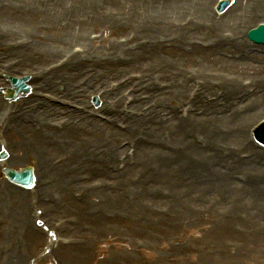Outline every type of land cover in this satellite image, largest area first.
<instances>
[{"label": "bare ground", "instance_id": "bare-ground-1", "mask_svg": "<svg viewBox=\"0 0 264 264\" xmlns=\"http://www.w3.org/2000/svg\"><path fill=\"white\" fill-rule=\"evenodd\" d=\"M119 1L0 0V47L8 40L7 44L17 48L20 64L28 68L27 73H33L29 86L34 93L38 95L41 86L46 89L45 98H28H34V108L24 105L26 100L10 107L1 104L0 128L15 124L18 129L15 145L18 144L11 151V141L0 136V149L8 153L0 167L33 166L32 193L37 192L39 202L40 195L53 194L57 189L70 194L73 191L69 190L80 189L72 180L80 183L83 176L72 175L73 172L113 169L108 164L120 152L114 142L122 136L115 130L120 124L124 129L128 127L127 132H139L145 138L136 146L137 164L148 161L147 167L161 166L158 183L170 186L167 199L157 191H144L133 207L135 210L141 209L143 201L169 202L172 218L182 223L185 219L200 223L208 215L213 216L219 205L213 188L228 179L232 170H243L250 179L249 187L231 184L234 192L251 188L254 194L264 195V151L249 140V130L264 118V49H255L246 41L251 28L264 25V0H237L233 9L221 17H214L208 8L213 0H132V8L122 6ZM109 13L115 16L106 17ZM78 24L105 26L113 33L130 25L131 30L124 44L115 43L98 52L88 49L89 41L71 29ZM73 45H80V52L75 53L74 47L71 50ZM213 54L222 58L212 57ZM57 55L67 60H61L64 63L60 66L59 60L54 70L30 62ZM237 56L239 60L235 59ZM96 58H101L103 67L90 69L89 63L96 62ZM20 64L10 63L5 69L0 67V72L11 74ZM69 65H74L70 67L71 74L66 70ZM132 69L138 76L128 78ZM83 72L87 74L83 78L85 86L78 88L80 96L70 87L69 80ZM45 73L49 76L46 79ZM96 88L102 93L101 110L108 118L106 123L77 110H83L82 95L86 92L91 95ZM51 92L79 103L61 100L62 107L57 106L54 100L58 98ZM127 92L135 98L131 111L123 109ZM167 100L176 102V106L169 107L171 103H166ZM13 108H18V112H13ZM134 111L139 116L133 115ZM62 116L66 119L59 121ZM104 140L109 142L95 152L94 147ZM244 154L248 155L246 161L237 159ZM77 157L89 163H78ZM134 167L128 162L124 172L114 176L119 190L107 191V197L98 196L96 204L108 209L110 204L115 205L114 200H121V187L128 181L126 177L135 172ZM176 170L181 175L179 181ZM184 175L189 183H183ZM5 186H0V214L13 233L9 232L4 240L14 243L15 233L39 218L34 214L36 210L30 209L33 200L29 196L1 188ZM181 198L185 200L179 201ZM85 200L94 201V192L88 193ZM189 201L198 206L187 209ZM256 203L264 209V200L258 199ZM237 204L232 203L234 207ZM43 205L49 210H60L51 201ZM201 205L207 208L206 216L198 214L205 212ZM129 206L123 208L125 215H129ZM82 218L93 230L97 224L100 233L104 231V223L97 221L99 217ZM140 223L148 224L147 219ZM70 230L81 231L79 225ZM143 230L139 228L137 232ZM3 252L0 247V257ZM48 255L51 253L45 249L43 256ZM33 256L30 253L12 262L5 255L1 264H33Z\"/></svg>", "mask_w": 264, "mask_h": 264}, {"label": "rangeland", "instance_id": "rangeland-1", "mask_svg": "<svg viewBox=\"0 0 264 264\" xmlns=\"http://www.w3.org/2000/svg\"><path fill=\"white\" fill-rule=\"evenodd\" d=\"M99 1L101 2L102 0ZM119 2L122 4V6L127 8H132V3H134L132 0H120ZM212 3L213 1H210V4ZM97 6L105 7L101 5ZM110 14L115 16L114 13H109L106 14V17H108ZM130 28L131 25L124 31L113 33L108 31L105 26L101 25H94V27H92L90 24L85 26H80L79 24L76 26H71V29L76 35L81 34L87 41H89L88 49H93L94 51L98 52L103 51L106 47L115 45V43L124 44L123 42H125L127 33L131 30ZM5 43L6 45L0 47V67L2 69L7 68L10 63H12V65H17V63L20 64L17 53L15 52V49L17 48L13 47V45L10 43L7 44L8 40H6ZM73 47L74 50H80L81 48L80 45L79 47L73 45L70 49L73 50ZM216 56L217 55L214 54L212 55V57ZM217 58L219 57L217 56ZM96 59V62L92 61L89 63L91 66L90 69L103 67V65H101V58ZM99 59L101 61H99ZM59 60L61 61L67 59L61 58V56L57 55L54 58H46V60L43 61L30 60V62H35V64L39 67L44 66L46 67V70H54L56 68L55 66L57 65L56 63ZM103 63H105V58L103 59ZM20 65L21 66H18L17 71L12 72L11 74H6L7 71L0 72V86L7 88L10 87L5 80V75H11L12 77L19 78H23L24 75H28L30 77V81L32 80L31 75L33 73H27L25 70H28V68L22 64ZM71 66L74 65H69L66 69L68 74H71L73 71L70 69ZM86 74L87 72H83V74L79 75V77H70L69 85L70 87L73 86V88L76 89L78 95H80L78 88H82V85L85 86L83 78ZM130 74L133 73L131 72ZM48 77V74L45 73L44 79ZM108 83H111L109 85L113 84L109 81ZM41 87L43 88L42 91H38V95L36 93L35 94L37 96L43 97L46 89L44 86ZM96 90L97 88L95 91ZM95 91L91 95L87 92L82 95L85 96L83 99H81L85 102L83 106L81 105L83 110L81 108L77 109L79 111H84L85 115L91 116L93 112L101 114L102 104L100 103L99 106L95 108L93 106L92 99L95 98L97 94L102 95V93ZM51 93L54 94V97L58 98L54 100L55 105L57 106L62 107L61 100L65 101L67 104L77 105L79 103L76 101V99L73 101L65 97L61 99L58 92ZM30 95H34L33 92ZM29 96L18 99L15 102H10L5 100L3 94L0 92V102L5 107H10L11 105L14 106L20 100H26ZM165 102L171 104L176 103L170 102L168 100ZM27 104L31 105L30 108L36 106L34 100L30 101L27 99L24 105ZM1 107L2 106L0 105V109ZM124 107H127V105ZM13 112H18V108H13ZM134 113L138 115L140 114L136 111ZM103 115L106 116L104 113ZM162 116L166 117V113H162ZM258 117L260 118L261 115ZM64 119L66 118H63L62 116L59 121ZM120 126L123 125L118 124L115 127V130L122 134V136L114 140L116 144L115 146H118L119 144V147H121L120 150L131 154L130 158L134 159L135 172L129 174L126 177V180L128 181L122 185L120 197L121 200H114L113 204L115 203V205L113 206L110 204L108 209H106L105 205H99L96 204L97 202L95 203L92 200L86 201L85 199L90 192H94V199H97V197L101 195L107 197V191L117 192L119 190V186L114 177L116 174H119V172L116 171L117 158L108 164L109 166H112L113 169L109 170L113 172L95 168H93L94 170L92 171L73 172L72 175L77 173L75 176L84 175V179L80 183L72 180V183L79 186H86L87 189L91 190H89L86 194H81L84 195L81 196L82 199L79 198L81 199V202L79 200L71 201L64 194L65 200L63 203L66 204L64 211L66 212L67 210L73 209L74 211L76 210L82 213H87V216H85L86 218H90L91 215L96 216L95 218L99 217L97 221L104 223V231L100 233L97 224L95 230L90 228L87 231L88 227L91 225L88 221L82 219L81 223L79 224V229L82 230L80 234L76 233L75 236L70 233L68 235L61 233L56 234L67 239L78 238L76 239L78 245L85 244V242H81L80 238L89 241V245L86 249L85 246H78V248L75 249L74 247L64 248L62 253L57 254V256L61 255L60 257H62V260L65 261L62 264H264V209L256 205V200H264V198H257V195L252 194L250 189L245 191L236 190L237 192H234L231 189V184L239 183L233 178V176L237 175L238 173L240 175H244L241 171H229L230 179H228V181L219 182L217 187L213 188V193H215L217 196L219 205L215 208L213 216L208 215V217H205L200 223H190L186 219L182 223L181 221L172 218V215L170 214L171 207L168 205L169 202H166V204H156L149 201H143L141 209L135 210L133 207L136 201L140 200L144 191H157L161 197L167 199L169 195L166 197V194L170 193V186L167 184L158 183V177L161 173V166L151 164L149 167H147L148 161H144V163L141 164L143 166L137 164L138 161L136 159V146L140 140H145L144 136L139 132H127L128 127L127 129H124L119 128ZM16 133H18V129L14 125L7 129L0 128V136L8 138L9 141H11V151L18 144L17 142L15 145L16 139H18L16 137ZM107 142L109 141L104 140L101 144L96 145L94 147L95 152L103 149L102 146L106 145ZM256 148L264 151V149L261 147L256 146ZM1 151H5L4 148L0 149V154ZM255 151L258 152V150ZM75 161L82 164L89 163V161L84 162L79 160L78 157L75 158ZM25 166L28 165L20 164L14 167L13 170L18 171ZM118 169L120 170L121 166H119ZM66 171L71 172L70 170ZM235 172L237 174L233 175ZM86 176H88L90 179L89 184L84 183V180L87 178ZM180 176L181 175L178 174V181L180 180ZM183 183H189V180L187 177H185V175L183 176ZM0 185H8L6 179L1 174V170ZM198 185L199 184H196L194 186ZM7 188L8 190L12 189V191H18L21 195L24 194L21 190L15 189L10 185H8ZM69 191H73L70 193L71 195L74 192H79V190ZM95 191L105 192L96 193ZM28 195L29 194H26V196ZM64 195L62 196V200ZM29 197L31 200H33L31 195H29ZM75 198L76 197L73 199L75 200ZM182 200L185 199H179V201ZM233 202H237L239 204L234 207L232 205ZM32 204L33 201H30V209ZM186 205V208L189 210L194 206H198L195 202L190 201L187 202ZM128 206L130 207V209H128L129 215H125L123 213V208ZM201 207L202 210H205V212L203 214L199 212L198 214L201 216H206L207 208L204 205H201ZM144 212L147 213V216L143 215ZM34 214L36 215V211H34ZM71 214L73 213H67L65 215L61 214L63 216L61 219H64V217H67ZM75 214L77 215L78 213ZM144 219H147L148 222L146 226H143L140 223ZM51 220L52 222L54 221V226L55 223H61L59 222V219H55L54 217H51ZM29 223L28 226L26 225L23 229L15 233L16 236L14 243H11V247H9L7 246L9 242L5 241L4 239L5 236L8 237L13 232L10 231L11 233L6 235L8 223L7 220L0 214V246L4 247V254L0 257V264L2 263L3 258H5V255L7 256L8 260L11 258V261L15 262L17 259H24L30 253H33L34 255L33 260L36 259L35 261H32L34 262L33 264H61L58 263V261L52 259V257L55 256V253H53L54 255H50L52 257L43 256V249L45 247L49 249V246L45 241L46 236L43 233L39 234V232L31 229V225H35L33 221H29ZM139 228H144L142 233L137 232V230L139 231ZM33 236H37L38 238L33 240ZM25 240H28V243H25L24 245ZM23 245L26 247V249L21 250ZM67 255L68 257H66Z\"/></svg>", "mask_w": 264, "mask_h": 264}, {"label": "water", "instance_id": "water-1", "mask_svg": "<svg viewBox=\"0 0 264 264\" xmlns=\"http://www.w3.org/2000/svg\"><path fill=\"white\" fill-rule=\"evenodd\" d=\"M10 176V175H9ZM12 177V179H14V180H19V179H24V177H23V175H19V176H11ZM25 180V179H24Z\"/></svg>", "mask_w": 264, "mask_h": 264}]
</instances>
